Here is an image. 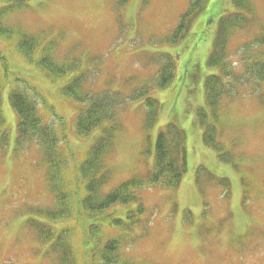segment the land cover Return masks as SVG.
<instances>
[{"label": "rangeland", "instance_id": "rangeland-1", "mask_svg": "<svg viewBox=\"0 0 264 264\" xmlns=\"http://www.w3.org/2000/svg\"><path fill=\"white\" fill-rule=\"evenodd\" d=\"M25 1L28 9L11 22L30 34L52 36L58 41L55 58L77 61L83 88L106 93L113 103L120 127L112 131L114 143L106 156L111 175L104 193L153 169L156 138L168 123L176 122L186 134L188 169L180 185L142 189L139 200L129 205L136 222L125 254L140 264H264V106L257 96L264 92V81L251 84L244 80L242 62L246 61L240 55L241 45L259 29L239 31L228 44L229 62L242 73L243 81L223 77L228 94L220 101L217 140L234 154H227L229 160L224 162L204 144L203 127L195 117L199 108H207L205 77L221 75L219 68L207 65V59L219 17L235 11L232 0H207L177 43L165 38H171L189 0ZM252 1L262 19L257 21L263 24L264 0ZM0 50L8 53L6 69L12 75L7 82L12 85L19 77L34 86L46 106L67 121L71 147L77 152L74 163L81 162L82 148L91 143L99 128L84 140L77 139L73 124L79 105L62 93L61 81L50 84L41 76L36 64L40 56L34 55V62L28 63L9 42H0ZM167 54L175 70L168 86L160 89L158 72L165 57L161 64L159 58ZM3 73L0 65V78ZM9 84L1 91L7 135L6 145L0 147V264H58V255L48 254L35 234L38 223L32 222V227L27 223L29 216L30 222L42 220L20 213L53 210L56 204L47 190L40 150L32 146L23 151L16 144L17 116L10 104ZM141 90H147L160 105L159 119L149 130L145 128L144 98L137 96ZM37 105L47 124L55 125V118L39 101ZM198 168L203 171L200 188ZM211 174L229 184H209L207 175L212 178ZM109 212L125 220L123 208Z\"/></svg>", "mask_w": 264, "mask_h": 264}, {"label": "trees", "instance_id": "trees-1", "mask_svg": "<svg viewBox=\"0 0 264 264\" xmlns=\"http://www.w3.org/2000/svg\"><path fill=\"white\" fill-rule=\"evenodd\" d=\"M206 2L189 0L177 29L166 41H179L203 11ZM233 6L235 12L223 15L218 20L216 38L207 60V65L219 68L221 75L205 77L207 109L197 112L198 122L204 129V144L212 147L218 153L219 160L224 162L229 160L227 154H234L217 140L219 105L228 92L223 77L243 81L242 73L236 72L228 61L227 47L235 32L250 29L257 20L251 0H233ZM26 9L25 0H0V42L15 44L17 52L28 63H33L34 55L38 54L40 58L36 64L42 76L52 84L61 81L62 93L79 104L74 122L77 139H84L99 128L92 143L81 152L84 155L82 161L74 163L77 152L69 144L68 123L55 114H52L55 125H48L43 120L37 101L44 103V100L34 88L15 86L11 89L9 99L18 118L16 144L20 148L33 145L39 148L46 168L47 189L56 204L53 210H30L31 214L42 221L32 219L28 224L31 226L32 222L38 223L34 225L35 234L48 244L49 253L58 255V264H140V261L130 259L125 254L132 241V226L136 222L128 205L139 200L138 191L143 188L178 187L187 170L186 135L176 123H169L156 138L153 169L104 193L103 187L111 175L106 156L112 150L115 137L113 132L120 127L113 103L107 94H96L83 88V76L77 73V61H58L55 58L54 53L58 49L56 40L43 33L30 34L20 25L11 22ZM240 50L241 58L246 61L242 62L246 74L244 80L256 83L264 81V23L260 24L259 31ZM7 54L0 50V65L4 72L0 78V142H3L0 145L5 144L7 135L1 108L3 79L9 74L6 69ZM162 60L157 80L159 88L170 82L174 70V63L169 56L161 57L159 64ZM137 96L144 98L145 128L149 130L159 118V104L147 95V91L141 90ZM258 97L264 106V92ZM211 179L220 184L225 182L213 177ZM199 180L200 173L197 182ZM111 207H124L125 220L109 212L115 211V208L110 210ZM139 212H142L141 206ZM62 222L67 224L52 226ZM132 237L134 239L133 234Z\"/></svg>", "mask_w": 264, "mask_h": 264}]
</instances>
